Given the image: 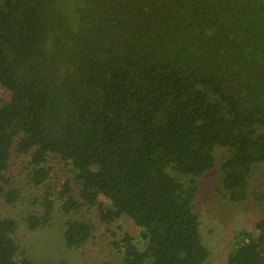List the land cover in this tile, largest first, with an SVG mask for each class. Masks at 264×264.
Instances as JSON below:
<instances>
[{
	"label": "trees",
	"instance_id": "16d2710c",
	"mask_svg": "<svg viewBox=\"0 0 264 264\" xmlns=\"http://www.w3.org/2000/svg\"><path fill=\"white\" fill-rule=\"evenodd\" d=\"M15 154L36 187L51 156L73 173L31 229L62 213L80 249L95 226L78 214L98 205L140 230L115 242L121 264H209L197 178L218 167L241 203L264 165V0H0V196ZM18 226L0 212V264H43L15 256ZM256 229L227 264H264V218Z\"/></svg>",
	"mask_w": 264,
	"mask_h": 264
},
{
	"label": "rangeland",
	"instance_id": "374dc122",
	"mask_svg": "<svg viewBox=\"0 0 264 264\" xmlns=\"http://www.w3.org/2000/svg\"><path fill=\"white\" fill-rule=\"evenodd\" d=\"M217 163L229 154L227 148L216 150ZM28 157L15 154L8 172L10 181L5 186V194L0 196V212L3 216L18 222L15 237L18 241L16 257L25 253L43 264H57L65 259L71 264H121L122 254L115 246L127 233L139 239V228L128 217H122L112 224L103 223L99 217L98 205L86 204L79 212V217L94 224L91 238L80 249L69 250L64 246L62 232L67 217L56 213L52 226L44 229H31L27 218L30 214H41L44 210L42 199L49 186L56 192L62 189L67 178L73 173L56 157L49 158L52 176L47 184L34 186L29 183ZM181 179V178H180ZM189 183L188 178L182 180ZM195 206L200 215L201 234L205 245L210 250L209 264H227L228 256L235 250L242 231L257 233L256 224L264 218V165L256 170L251 181V196L241 203H233L226 197L222 175L216 167L197 178ZM18 195L15 201L13 191ZM54 192V191H53ZM37 198V199H36ZM61 201L57 203L60 207Z\"/></svg>",
	"mask_w": 264,
	"mask_h": 264
}]
</instances>
